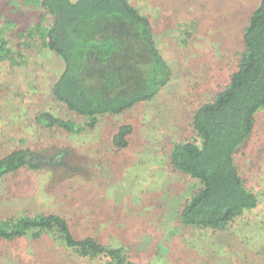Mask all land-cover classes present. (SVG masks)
Instances as JSON below:
<instances>
[{"label":"rangeland","instance_id":"1","mask_svg":"<svg viewBox=\"0 0 264 264\" xmlns=\"http://www.w3.org/2000/svg\"><path fill=\"white\" fill-rule=\"evenodd\" d=\"M131 2L151 18L172 77L152 100L101 115L93 128L66 132L36 121L45 111L80 124L88 121L51 93L62 58L45 47L43 37L27 45L18 36L26 27L49 24L51 17L28 0H0L1 33L20 51L0 59V158L20 148L58 160L0 177V218L58 213L75 236L124 245L137 264H264V107L256 112L244 151L236 155L259 203L228 231L179 223V207L199 181L174 171L169 160L175 143L195 136L193 111L211 101L236 69V43L259 0ZM122 124L133 130L128 146L118 149L112 136ZM0 264L109 262L78 256L44 235L0 239Z\"/></svg>","mask_w":264,"mask_h":264},{"label":"trees","instance_id":"2","mask_svg":"<svg viewBox=\"0 0 264 264\" xmlns=\"http://www.w3.org/2000/svg\"><path fill=\"white\" fill-rule=\"evenodd\" d=\"M28 2L49 14L51 21L43 27L35 24L20 30V40L29 45L41 36L45 47L62 58L64 66L51 93L68 110L88 120L80 124L45 111L36 117L44 126L66 132L93 128L101 115L121 113L152 100L171 79L172 67L157 47L151 18L131 0ZM9 17L6 14L5 18ZM2 18L0 13V23ZM1 32L0 59L19 55ZM236 46V69L211 101L193 111L195 136L175 143L170 150L172 169L199 181L198 189L182 202L177 214L186 228L228 231L239 216L259 203L257 194L244 181L236 155L244 151L256 112L264 107V0L250 13ZM132 130L130 124L118 127L112 136L116 148L128 146ZM55 161L28 149H13L0 158V177ZM44 235L58 239L81 257H103L109 264H137L128 258L124 245L105 244L92 235L75 236L69 222L58 213L0 218V239H38Z\"/></svg>","mask_w":264,"mask_h":264}]
</instances>
